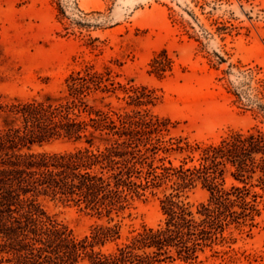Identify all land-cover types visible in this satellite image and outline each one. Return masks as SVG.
<instances>
[{"label": "trees", "instance_id": "16d2710c", "mask_svg": "<svg viewBox=\"0 0 264 264\" xmlns=\"http://www.w3.org/2000/svg\"><path fill=\"white\" fill-rule=\"evenodd\" d=\"M172 63L164 50L150 73L162 77ZM119 90L133 93L128 106L135 109L107 102ZM156 100L147 88L127 89L108 67L85 66L58 96L0 102V264H200L207 252L234 262L226 249L234 250L235 233L251 235L264 212V131L192 144L170 136V120L148 108ZM258 113L264 116L263 104ZM55 141L77 146L34 151ZM173 152L187 155L174 165L161 155ZM198 186L209 197L194 206L183 197ZM163 187V222L106 249L121 239L116 219ZM47 199L106 223L78 237L46 213Z\"/></svg>", "mask_w": 264, "mask_h": 264}, {"label": "rangeland", "instance_id": "374dc122", "mask_svg": "<svg viewBox=\"0 0 264 264\" xmlns=\"http://www.w3.org/2000/svg\"><path fill=\"white\" fill-rule=\"evenodd\" d=\"M164 50L173 63L159 77L150 73V64ZM85 66L108 67L127 89L154 92L157 100L148 108L170 120L171 137L205 146L231 131H264L258 113L264 105V0H0L1 103L58 96L67 77ZM132 94L119 90L107 102L130 111ZM76 146L55 141L34 151ZM161 155L179 165L187 153ZM165 188L132 202L115 221L121 239L106 249L163 222ZM208 197L198 186L183 198L196 206ZM42 204L78 237L106 223L73 204L49 199ZM235 236L234 250L226 249L234 262L207 252L200 264H264V212L251 235Z\"/></svg>", "mask_w": 264, "mask_h": 264}]
</instances>
